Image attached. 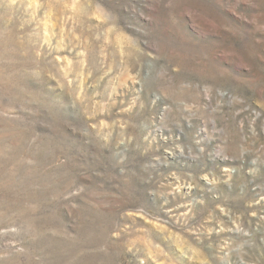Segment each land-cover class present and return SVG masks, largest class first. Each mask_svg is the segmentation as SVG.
I'll use <instances>...</instances> for the list:
<instances>
[{
	"label": "rangeland",
	"instance_id": "rangeland-1",
	"mask_svg": "<svg viewBox=\"0 0 264 264\" xmlns=\"http://www.w3.org/2000/svg\"><path fill=\"white\" fill-rule=\"evenodd\" d=\"M0 264H264V0H0Z\"/></svg>",
	"mask_w": 264,
	"mask_h": 264
}]
</instances>
